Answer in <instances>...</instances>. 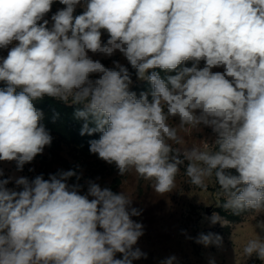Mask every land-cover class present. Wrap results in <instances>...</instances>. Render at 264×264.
<instances>
[{"label": "clouds", "instance_id": "9594fccd", "mask_svg": "<svg viewBox=\"0 0 264 264\" xmlns=\"http://www.w3.org/2000/svg\"><path fill=\"white\" fill-rule=\"evenodd\" d=\"M116 53L127 65L94 59ZM133 76L150 89L137 94ZM0 84V163L17 173L51 145L34 103L50 97L83 105L80 135L99 134L89 152L118 175L134 171L165 194L183 168L198 188L214 180L232 215L264 212V0H0ZM203 128L211 140L182 147L181 131ZM81 179L0 167V264L147 259L137 246L144 225L133 219L142 210L125 192ZM206 219L226 223L216 212ZM183 234L223 245L211 231ZM243 255L264 264V237Z\"/></svg>", "mask_w": 264, "mask_h": 264}, {"label": "rangeland", "instance_id": "374dc122", "mask_svg": "<svg viewBox=\"0 0 264 264\" xmlns=\"http://www.w3.org/2000/svg\"><path fill=\"white\" fill-rule=\"evenodd\" d=\"M59 7L62 6L54 4L53 11ZM94 59H100L107 67L112 66L114 59L127 65L119 53L111 58L97 55ZM129 70L134 71L130 66ZM133 79L132 90L136 85L145 82L136 80L135 76ZM180 135L184 138L182 147H200L202 139L213 138L211 129L208 128H203L200 133L193 130L181 131ZM56 140L58 139L52 136L51 145L46 146L43 154L38 155L31 164L25 165L23 172L15 171L14 162L0 163V167L4 168L6 175H24L31 178L43 173L45 179L49 173L55 174L59 170H76L82 172V184L90 179L102 187L125 192L133 200V206L142 210V214L133 219L144 225V235L137 246L148 254L147 259L134 261V264H159L170 255L178 258V264H209L212 258L215 259V264H260L255 255L251 259L246 258L243 248L250 240L264 237V225L259 224L264 221V212L248 210L238 215L235 220L222 215L219 207L222 203L220 190L214 180L206 181V188H198L189 182L181 168L173 190L159 194L154 191L152 181L139 177L134 171L120 176L114 164L109 165L97 155L82 151L71 143L59 142L57 146ZM29 168L34 171L30 172ZM70 182H74V178ZM86 187L85 185V190ZM213 212L218 213L226 223L211 225L206 217H210ZM209 231L223 237L222 247L205 248L183 234L186 232L188 236L195 238L200 232L206 234Z\"/></svg>", "mask_w": 264, "mask_h": 264}, {"label": "trees", "instance_id": "16d2710c", "mask_svg": "<svg viewBox=\"0 0 264 264\" xmlns=\"http://www.w3.org/2000/svg\"><path fill=\"white\" fill-rule=\"evenodd\" d=\"M2 86V84H0ZM150 89V85L145 81L140 85L134 87V91L139 94L140 91H146ZM38 109L42 110L44 115L42 123L49 131L50 135L56 137L59 142L71 143L80 148L82 151H89L88 141L90 139H98L99 134L93 136L80 135L81 128L84 121L77 119L74 115L76 108H82L83 105H71L65 104L55 98L45 97L43 100L34 101ZM221 214L232 220L237 219V215H232L231 211H226L221 207Z\"/></svg>", "mask_w": 264, "mask_h": 264}]
</instances>
